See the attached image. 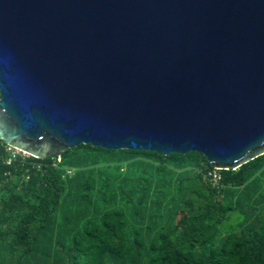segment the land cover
Instances as JSON below:
<instances>
[{
    "label": "water",
    "instance_id": "water-1",
    "mask_svg": "<svg viewBox=\"0 0 264 264\" xmlns=\"http://www.w3.org/2000/svg\"><path fill=\"white\" fill-rule=\"evenodd\" d=\"M0 140L238 168L264 153V0H0Z\"/></svg>",
    "mask_w": 264,
    "mask_h": 264
},
{
    "label": "trees",
    "instance_id": "trees-1",
    "mask_svg": "<svg viewBox=\"0 0 264 264\" xmlns=\"http://www.w3.org/2000/svg\"><path fill=\"white\" fill-rule=\"evenodd\" d=\"M5 146L0 264H264V153L225 170L194 151L89 143L7 164Z\"/></svg>",
    "mask_w": 264,
    "mask_h": 264
},
{
    "label": "rangeland",
    "instance_id": "rangeland-1",
    "mask_svg": "<svg viewBox=\"0 0 264 264\" xmlns=\"http://www.w3.org/2000/svg\"><path fill=\"white\" fill-rule=\"evenodd\" d=\"M240 221L241 218L238 214H231L229 218L222 223L221 230L223 232L236 230L239 227Z\"/></svg>",
    "mask_w": 264,
    "mask_h": 264
},
{
    "label": "built area",
    "instance_id": "built-area-1",
    "mask_svg": "<svg viewBox=\"0 0 264 264\" xmlns=\"http://www.w3.org/2000/svg\"><path fill=\"white\" fill-rule=\"evenodd\" d=\"M5 148H6V151L10 153L9 156H8V158H7V161H6L7 164H8V163L11 161V159H13L16 155H20L21 157H27V156H29V155H27L26 153H24V152H22V151H19V150H17V149H14V148H12V147H10V146H8V145H6ZM22 153H23V154H22ZM67 173H70V171H67ZM214 178H215V179L218 178V176L215 174V172H214Z\"/></svg>",
    "mask_w": 264,
    "mask_h": 264
}]
</instances>
